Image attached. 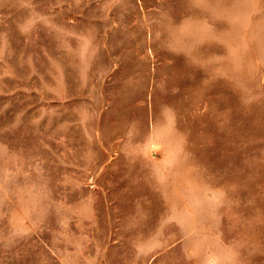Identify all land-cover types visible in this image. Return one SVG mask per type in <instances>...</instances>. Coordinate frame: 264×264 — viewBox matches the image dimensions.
Returning a JSON list of instances; mask_svg holds the SVG:
<instances>
[{"label":"rangeland","instance_id":"1","mask_svg":"<svg viewBox=\"0 0 264 264\" xmlns=\"http://www.w3.org/2000/svg\"><path fill=\"white\" fill-rule=\"evenodd\" d=\"M0 264H264V0H0Z\"/></svg>","mask_w":264,"mask_h":264}]
</instances>
